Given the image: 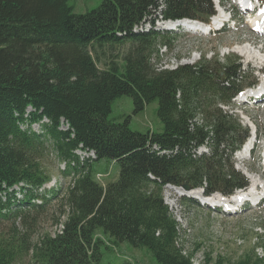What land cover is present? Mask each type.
I'll return each instance as SVG.
<instances>
[{"label": "trees", "instance_id": "1", "mask_svg": "<svg viewBox=\"0 0 264 264\" xmlns=\"http://www.w3.org/2000/svg\"><path fill=\"white\" fill-rule=\"evenodd\" d=\"M69 1L0 0V221L23 225L32 208L38 215L44 202L62 193L39 195L50 182L42 162L49 153L66 163L61 173L71 182L61 233L35 246L26 234L0 239V264L25 258L33 264H99L103 249L123 243L147 249L158 264H194L196 252L180 248L178 223L163 193L167 186L187 185L206 197L230 198L248 187L233 157L250 129L219 106L233 109V99L257 84L253 72L246 75L239 60L156 71L157 48L173 38L153 29L132 32L162 16L208 24L213 0H102L84 14ZM124 46L125 54L110 56ZM122 97L132 99L134 114L157 102L160 131L139 133L129 118L109 120ZM44 119L49 123L37 135L31 127ZM62 121L68 131L60 130ZM202 147L208 154H197ZM80 148L95 152L96 160L80 162L74 154ZM100 161L118 168L117 179L105 187L96 179L104 174L96 171ZM204 264L264 260L208 256Z\"/></svg>", "mask_w": 264, "mask_h": 264}, {"label": "rangeland", "instance_id": "2", "mask_svg": "<svg viewBox=\"0 0 264 264\" xmlns=\"http://www.w3.org/2000/svg\"><path fill=\"white\" fill-rule=\"evenodd\" d=\"M102 0H70L69 4L75 7V12L84 14L98 8ZM226 5H230L227 3ZM163 8V7H162ZM236 20L237 28L232 29L234 25L226 28L227 31L217 33L210 36H170L173 41L170 45L158 42L156 48L160 45L161 50L159 56L161 63L166 61V64L174 66L180 63L182 59L187 56H192L194 53L200 56V61L205 59L208 62H217L220 64L228 63L229 61L239 60L242 63L243 71L246 75H250L253 71L259 83L262 77L258 75V71L263 69L264 63L259 60H248L246 57L232 53L225 55L224 59L219 60L217 57H222V52H228L245 45H250L256 51H259L264 58V37L256 34L249 24L244 22L245 15L241 14L238 10L233 12ZM160 19V18H159ZM154 18V27L156 30L157 21ZM152 24L149 21L143 23L141 30L146 33L151 30ZM140 33H142L140 31ZM168 40V39H167ZM158 47V48H159ZM166 49H165V48ZM129 46H124L119 52L112 55L125 54ZM155 48V50H156ZM158 50V49H157ZM234 51V50H233ZM155 52V51H154ZM215 54L211 60V54ZM107 57L108 55H104ZM154 59L158 60L157 54ZM233 109H227L226 112H231L234 116L247 127H258L260 135L259 141H256L254 150L251 157L245 163L239 164V161L234 156L233 162L237 171L243 175L244 169L240 166L246 167L248 170L264 173V99L252 102L250 105H242L238 100L235 101ZM157 102L147 105L144 111L134 114V105L130 97H122L117 99L112 104V111L109 115V120H119L129 118V127L136 132L146 133L148 130L151 132H159L160 124L156 116ZM250 121V122H249ZM37 125V124H35ZM33 125L31 130L37 135L42 133L38 126ZM27 128H24L26 130ZM43 166L47 175L50 177V183H57L54 190L58 194L57 199L42 204L43 210L37 215L36 209H31L27 213V217L22 225L21 222H15L14 219L8 221H0V239H11L13 237H21L24 234L28 236L31 246L38 244L39 240L44 236H52L61 233L59 225L63 221L65 208L62 205L63 196L66 189L70 186L71 182L62 176L64 165L57 162L52 154L44 157ZM239 164V166H238ZM109 169V170H108ZM65 170V169H64ZM110 174V177L104 179L105 184L115 181L118 177V168L106 161L96 163V171L100 173ZM44 189V190H43ZM41 192L48 193L46 187ZM172 187H167L164 190L163 197L165 203L168 205L173 217L178 223L179 227V245L184 251L190 253L196 252L194 264H204L206 257H211L216 260L217 257L226 259L228 262H236L246 255H254L264 260V202L259 207H252L250 204L246 206L239 214H224L222 212L212 210L211 207H203L196 203H187L183 201V197L178 196ZM15 191L17 198H22L19 194V189ZM44 194V195H45ZM192 199V198H191ZM196 201V199H193ZM40 201V200H39ZM42 202V201H40ZM254 202V201H253ZM40 203L37 202V205ZM130 262L132 264H158L152 255L145 248H134L128 243L111 246L110 250L103 249V257L99 264H123ZM22 264H33L30 258H25Z\"/></svg>", "mask_w": 264, "mask_h": 264}, {"label": "bare ground", "instance_id": "3", "mask_svg": "<svg viewBox=\"0 0 264 264\" xmlns=\"http://www.w3.org/2000/svg\"><path fill=\"white\" fill-rule=\"evenodd\" d=\"M248 5H249V3L246 4V6H248ZM225 20H226V17H224L223 14H220V16L214 20V23L210 27L201 26L199 24H189V23H181L180 25L186 31H191V32H196V33H207L208 31L216 30L217 27L219 26V24L221 23V21H225ZM263 23H264V20L255 21V22H253V26L254 27H260V26H262ZM175 28L176 27L174 25H172V26L162 25V27H161L162 30H175ZM233 50H232V53L240 54L241 56L246 57L248 60L256 59V60H259L262 63H264V58L262 57V54L259 51H256L254 48H251L250 45H245L241 49H240V47L234 48ZM263 87H264V78L262 79L261 84L256 88V90H258V92L262 91ZM248 95H249V93H248ZM255 144H256V141L254 140L253 137H251L248 140V142L243 146V148L236 154L235 157L239 161V164L245 163L247 160L250 159L252 151H253L252 147H255ZM239 164H238V166H239ZM240 167L242 169H244L243 172L249 178L250 185L246 190L238 192L237 194L232 196V198L229 200V202L233 203V204L242 203L244 201H254L255 202L261 196L260 193L256 191L255 186L262 181V176H261V174H256L255 172L248 170L244 166H240ZM169 187H172V186H169ZM172 188H173L172 190L178 196H181V197L187 199L186 197H184V195H186V194H184V192L181 190L182 186L179 188H174V187H172ZM189 194H194L195 196L198 197L200 195V191H195V192H192ZM214 198H215V200H217L219 197H218V195H215ZM207 200H208V198L206 197V201ZM207 207H209V206L207 205Z\"/></svg>", "mask_w": 264, "mask_h": 264}, {"label": "built area", "instance_id": "4", "mask_svg": "<svg viewBox=\"0 0 264 264\" xmlns=\"http://www.w3.org/2000/svg\"><path fill=\"white\" fill-rule=\"evenodd\" d=\"M225 10L228 11V13H230V12L232 13L233 12V8L231 7V5H228L225 8ZM262 10H264V6H263ZM177 25H178V23H177ZM138 31H142L140 26H136L134 28V32H138ZM160 50H161V47H159V50H158V53H157V57L159 59L155 60L154 56H153V59H152L153 60L152 64L155 65L156 71H175V70H177L178 68H180L182 66L196 64L200 60V56L197 53L196 54L194 53L192 56H187L184 59H182V61L180 63H176L174 66L170 67L169 65L166 64V61L161 63V59H160V56H159V51ZM48 123H49V120L44 119L42 122H40L39 124H37L35 126H38L37 129L40 131L42 125L43 124H48ZM196 124L202 125L203 123H202V121H198V122H196ZM40 125H41V127H40ZM60 130L68 131L69 127L67 125H65V123L62 121ZM74 154L79 157L81 162H84L85 160H91V159H95L96 158V154L93 151L83 150L82 148L76 150L74 152ZM97 180L101 184H103V176L102 175H98L97 176ZM59 227H60V229H63V224H61Z\"/></svg>", "mask_w": 264, "mask_h": 264}, {"label": "water", "instance_id": "5", "mask_svg": "<svg viewBox=\"0 0 264 264\" xmlns=\"http://www.w3.org/2000/svg\"><path fill=\"white\" fill-rule=\"evenodd\" d=\"M184 193H186V194H189V193H191V192H193L192 191V189L189 187V186H187V185H184V186H182V189H181ZM200 192H203V190H199Z\"/></svg>", "mask_w": 264, "mask_h": 264}]
</instances>
